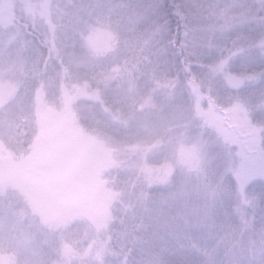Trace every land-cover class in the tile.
Masks as SVG:
<instances>
[{"label":"trees","instance_id":"obj_1","mask_svg":"<svg viewBox=\"0 0 264 264\" xmlns=\"http://www.w3.org/2000/svg\"><path fill=\"white\" fill-rule=\"evenodd\" d=\"M38 1L31 2L32 6L37 3L36 13L39 12ZM52 2L74 3L80 6V10L70 23L60 26L52 7L48 8L46 28L53 29L49 43L34 29L21 23L23 30L38 42L35 54L42 58L37 74L26 80L19 101L29 107L28 138L39 136L37 111L40 113L41 109L42 113L39 104L45 94L43 88L48 80L52 87L54 79H66L57 68L62 64L60 54L67 45L79 47L83 43L78 37L83 25H87V30L91 25L104 26L115 32L121 44L118 56L130 61L127 69L121 65L118 74H112V78L104 76V79L96 67L112 66L117 58L100 60L92 57L87 61V67L91 68L85 70V67L77 76L71 75L70 69L61 68L73 80L92 84V88L100 93L99 102L90 99L79 102V122L83 126L96 123V127H88L93 133L115 146L141 142L151 145L163 140L160 146L165 142L173 145L177 141L175 145L189 149L193 141H185L183 146L181 142L185 136L201 132L202 121L193 109L194 102L200 98L222 114L226 128L234 130L235 141L240 140L244 149L250 133H254L251 139L259 135L243 132L240 126L256 128L262 123L256 113L264 115V0ZM19 7L23 10L22 5ZM19 21L15 20L13 27ZM0 27L6 32V28ZM8 33L6 36H10V31ZM30 43L33 45L32 41ZM196 68L211 72L204 73L207 83L195 76H199ZM41 72H46L47 76H41ZM226 72L245 77L246 82L239 88L230 87ZM38 88L39 94L35 93ZM242 94L248 99L239 96ZM228 98L232 100L226 104ZM245 100L248 108L253 105L250 109L252 116L247 119V125L233 126L227 122L228 116L237 111L236 102L246 105ZM184 101L189 105L182 111L177 104ZM188 112L191 113L188 115ZM261 125L264 131V124ZM206 126V131L210 132V127ZM261 134V146L250 152L256 156L262 155V149L264 151V133ZM176 136L179 140L175 139ZM207 142L212 156L211 146L219 144V150L230 146L229 156L232 153V162L238 165L240 153L233 145L234 140L226 134ZM214 162L220 164L216 167L218 173L225 170L226 164L222 161L215 159ZM180 170L183 169L177 170L170 178L171 185H151L145 175L138 178L140 181L127 185L123 180L129 172L132 173L130 169L118 168L113 172L115 182L110 186L123 194L110 211L108 252L102 261L81 260V264H264V179L248 180L245 186L247 200H243L245 206L241 207V203L238 204L240 191L237 189V194L235 190L231 193L226 186L229 181H225L226 171L219 177L220 190L214 194L211 191L214 184H206L208 177H199L193 172L188 177L184 173L188 170ZM238 170L239 167H235V172ZM239 174L247 176L241 170ZM227 177L232 179L230 175ZM179 185L181 191L171 193ZM210 193L222 202L229 199L225 202L227 209H211L216 201H210ZM23 199L24 196L18 193L15 197L7 194L0 197V203L10 205L3 206L4 211L0 212V254L7 253L4 249L7 245H16L11 249L17 256L14 264H72L71 260H64V255L61 257L63 245L58 243L67 240L60 232L36 233L34 242L38 241L37 245L28 242L27 246L19 247L15 244L19 231L13 235L5 232V226L14 220L19 207L24 208ZM104 232L105 228H102L101 236ZM70 241L75 243V240ZM33 246L37 253L31 257L27 250ZM84 251L81 248L79 252L84 254ZM38 252L44 259L36 258Z\"/></svg>","mask_w":264,"mask_h":264},{"label":"rangeland","instance_id":"obj_2","mask_svg":"<svg viewBox=\"0 0 264 264\" xmlns=\"http://www.w3.org/2000/svg\"><path fill=\"white\" fill-rule=\"evenodd\" d=\"M34 1L5 0L4 2V0H0V25L6 28L7 32H3L0 27V100L10 99L17 94L19 85L12 74L26 71L30 73L27 78L30 79L37 74L40 67L42 58L40 59L39 54L38 56L35 54L38 42L26 33L22 26L26 24L27 27L34 29L45 42L51 41L49 37H52L53 29H47L46 26L49 21L48 8L50 9L54 2L39 0V12L36 13L37 3L34 6L31 4ZM19 5H22L23 10ZM17 19L20 21L15 23L16 27H13L14 21ZM86 27L87 25H83L78 37L82 42L86 41L90 49L96 53L93 57L100 60L117 58L112 66L106 64L96 67L101 77L103 79L104 76L112 78V74L120 72L121 65L127 69L130 61L123 56H118L121 50L118 35L104 26L89 25V30ZM9 31L10 36H6V34L9 35ZM31 41L33 45L30 43ZM57 68L59 74L65 76L67 82L62 78L54 79V85L51 87L49 80L46 81V87L43 88L45 94L43 93L42 103L39 104L42 106V113L41 109L40 113L37 111L39 136L34 135L32 138H28L25 146L18 151H14L3 140H0V197L6 194L15 197L18 193L20 196L23 195V200H25L24 208L19 207L14 220L4 228L9 235L19 231L20 236L15 242L17 247L27 246L28 242L37 245L38 241L34 242L36 233L39 235L42 232L56 231L64 234L67 240L58 243L63 245L60 252L61 257L64 255V260H71L72 264H81V260L102 261L108 252L107 229L112 218L110 211L123 194L110 186L112 182H115L113 172H117L118 168L131 170L132 173L129 172L123 180L127 185L132 181H140L138 178H142V175H145V179L151 185L165 183L171 185L170 178L177 170H188V172L184 171L188 177L192 172L199 177H208L209 182L206 184H214L215 187L211 189L214 194L220 190L221 178L219 177L227 173L225 181H229L226 186L231 193L234 190L236 194L238 190L240 191L241 199L238 204L241 203V207L245 206L243 204L247 200L245 196L247 182L260 177L264 179L263 149L262 155L256 156L250 153L261 146L260 137L261 133H264L261 124H264V115L256 113L262 122L256 128L240 126L243 132L259 133L256 139H251L250 137L254 133H250L246 142L247 147L244 149L240 140L235 141L234 130L226 128L227 125L222 114L211 104L198 98L193 104V109H196L199 120L202 121L201 132L199 135L195 133L185 136L181 142L183 146L185 141H193L192 146H188L189 149L186 147L181 149L175 145L177 141L173 145L165 142L160 146L164 142L163 140L151 145L141 142L129 146H115L106 138L105 140L101 135L88 129L89 126L96 127V123L89 122L88 126H83L78 119L79 102L83 99L99 102L101 98L99 91L94 90L92 84L73 80L67 75L69 73L62 70L60 66ZM90 68L87 67L85 70ZM195 72L199 73V76L195 74L199 81L207 83L204 81V73H207L204 68L202 70L196 68ZM208 73L211 72L208 70ZM118 76L121 78L120 75H117V78ZM225 78L229 86L234 88H239L246 82L245 77H237L230 73H227ZM39 90L38 88L35 93L39 94ZM239 96L248 99L246 95ZM231 100L228 98L226 104ZM245 102L246 105L236 102L238 109L228 116V123L233 126L242 125V123L247 125V119L252 116L250 109L253 105L248 108L247 101L245 100ZM187 105L189 103L185 101L183 104H177L182 111ZM26 108L29 111V107ZM190 113L188 112V115ZM206 125L210 127V132L204 128ZM28 132L29 130H27ZM220 134H226L227 137L234 140L235 144L233 145H235L238 154L240 153L237 166L232 162L233 154L231 153V157L229 156L230 146L228 148L221 147L219 150V144L213 145L211 146L213 156L210 154V144L207 140L212 141ZM178 138L175 139L179 140ZM213 157L226 164L225 173L223 170L218 173L216 167H219L220 164L214 162ZM228 163L229 165H227ZM235 167H239V170L242 173L245 172L247 176L239 174V170L235 172ZM227 175H230L232 179H228ZM180 188L179 185L177 189H172L171 193L177 190L181 191ZM15 190L16 193L13 195ZM209 195L210 201H216V205L211 209L216 207L217 210L227 209L225 202L229 199L222 202L221 199L216 200L211 193ZM3 206L9 207L10 205L1 202L0 212L4 211ZM73 226L77 228L73 229ZM102 228H105V232L101 236ZM71 230H77V232H71ZM196 235L199 236L200 233H196ZM71 239L75 240L74 244L71 243ZM15 246L7 245L4 248L7 249V253L0 254L2 264L15 263L17 256L11 250ZM81 248L85 250L84 254L79 252ZM27 251L31 257L37 253L34 246L29 247ZM41 255L38 252L36 258L42 257Z\"/></svg>","mask_w":264,"mask_h":264},{"label":"clouds","instance_id":"obj_3","mask_svg":"<svg viewBox=\"0 0 264 264\" xmlns=\"http://www.w3.org/2000/svg\"><path fill=\"white\" fill-rule=\"evenodd\" d=\"M80 6L74 3L64 4L62 2L52 5V12L58 17L60 26L70 23L79 13ZM62 59L61 68L70 69V74L78 75L87 66V61L96 55L87 42H83L79 47L67 45L60 54ZM18 82L16 96L0 100V140H3L14 151H18L25 146L28 139L27 130L29 128L30 117L24 104L19 103L23 97L24 85L30 75L29 72L21 71L12 74ZM41 76H47L46 72H41Z\"/></svg>","mask_w":264,"mask_h":264}]
</instances>
